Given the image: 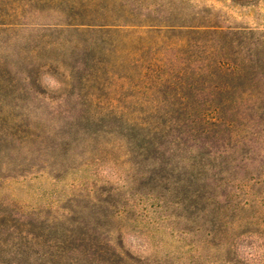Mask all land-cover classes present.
Returning <instances> with one entry per match:
<instances>
[{
	"label": "rangeland",
	"instance_id": "rangeland-1",
	"mask_svg": "<svg viewBox=\"0 0 264 264\" xmlns=\"http://www.w3.org/2000/svg\"><path fill=\"white\" fill-rule=\"evenodd\" d=\"M0 22V264H264V0Z\"/></svg>",
	"mask_w": 264,
	"mask_h": 264
},
{
	"label": "trees",
	"instance_id": "trees-1",
	"mask_svg": "<svg viewBox=\"0 0 264 264\" xmlns=\"http://www.w3.org/2000/svg\"><path fill=\"white\" fill-rule=\"evenodd\" d=\"M232 1H234V2H239V3H241V4H248L249 2H252V0H232ZM0 23H5V22H0ZM103 24H105V23H98V24H94V25H97V26H104ZM108 26H117V25H119V24H117V23H113V24H111V23H106ZM136 25V24H135ZM172 25V24H171ZM173 25H175V24H173ZM172 25V26H173ZM101 28V27H100Z\"/></svg>",
	"mask_w": 264,
	"mask_h": 264
}]
</instances>
